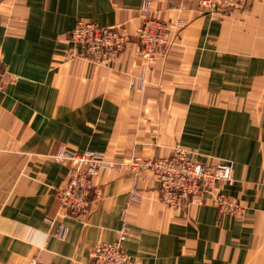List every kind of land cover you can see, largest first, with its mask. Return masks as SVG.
I'll return each instance as SVG.
<instances>
[{
    "label": "crops",
    "instance_id": "crops-1",
    "mask_svg": "<svg viewBox=\"0 0 264 264\" xmlns=\"http://www.w3.org/2000/svg\"><path fill=\"white\" fill-rule=\"evenodd\" d=\"M141 6L0 0V264H86L124 227L133 264H264V0L215 13L156 0L155 17L172 30L150 65L136 38ZM79 20L118 27L125 49L103 66L78 56L64 40ZM177 146L196 162H233V181L213 193L236 197L242 219L220 214L212 195L165 208L150 171L102 172L103 196L80 218L55 194L69 175L53 158L61 147L155 159Z\"/></svg>",
    "mask_w": 264,
    "mask_h": 264
},
{
    "label": "built area",
    "instance_id": "built-area-1",
    "mask_svg": "<svg viewBox=\"0 0 264 264\" xmlns=\"http://www.w3.org/2000/svg\"><path fill=\"white\" fill-rule=\"evenodd\" d=\"M201 9L209 13L225 12L246 5L250 0H195ZM156 0H142V25L136 33L139 43V57L148 65L168 45L167 37L172 30L165 21L155 17L153 5ZM184 21L174 25L175 30L185 27ZM127 37L116 26L105 27L94 21L79 20L64 42L73 43L78 56L89 60L94 65H106L112 56L125 49ZM4 66L3 51L0 47V71ZM1 75V74H0ZM57 163L69 165L68 179L63 187L56 190V196L67 214L73 218L87 215L94 201H99L103 193L96 186V179L102 172L124 170L135 176L144 171L152 172L159 190L161 204L169 210L186 209L192 201L198 199L203 203L209 195L217 206L219 213L235 219H242L245 207L240 201L223 193H213L221 183L233 181L234 164L232 161L218 163H200L193 160L189 152L177 146L167 157L143 159L129 157L109 159L104 153L85 151L79 153L67 147H61L53 157ZM55 224L52 219H47ZM128 229L124 227L115 242H99L90 253L86 264H133L123 243L127 240ZM68 228L56 222L54 237L65 240ZM31 264H43L33 259Z\"/></svg>",
    "mask_w": 264,
    "mask_h": 264
}]
</instances>
